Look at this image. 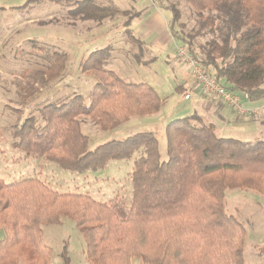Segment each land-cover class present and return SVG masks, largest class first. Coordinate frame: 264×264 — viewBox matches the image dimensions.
Returning a JSON list of instances; mask_svg holds the SVG:
<instances>
[{"label":"trees","instance_id":"16d2710c","mask_svg":"<svg viewBox=\"0 0 264 264\" xmlns=\"http://www.w3.org/2000/svg\"><path fill=\"white\" fill-rule=\"evenodd\" d=\"M33 1L39 0L26 3ZM49 1L73 5L68 15L80 21L100 23L119 13L98 0ZM184 2L195 10L199 30L186 34L178 5L161 6L172 13L171 36L219 85L241 100L263 99L264 0ZM131 22L125 28L133 34ZM203 31L211 38L196 52L194 40ZM111 51L96 50L83 65L99 78L90 105L77 95L43 108L45 124L36 127L33 118L26 120L16 128L12 148L80 175L104 170L111 161L133 159L129 208L88 195L59 194L38 179L10 184L0 179V230L6 232L0 264H48L52 250L42 241L43 227L60 224L64 217L76 223L91 264H132L136 257L146 264H244L245 231L227 214L225 192L244 188L264 194V141L218 137L214 124L192 115L167 125L166 162L160 160L153 133L88 150L81 117L92 118L102 131H114L135 116L157 114L162 108L151 86L128 83L105 70ZM65 61V54H56L55 65L63 67ZM67 254L64 249L63 264H71Z\"/></svg>","mask_w":264,"mask_h":264},{"label":"rangeland","instance_id":"374dc122","mask_svg":"<svg viewBox=\"0 0 264 264\" xmlns=\"http://www.w3.org/2000/svg\"><path fill=\"white\" fill-rule=\"evenodd\" d=\"M26 1L0 0V179L7 184L38 179L59 194L88 195L99 202L129 208L133 194V159L111 161L104 170L80 175L49 163L45 157L27 158L12 148L14 132L26 120L33 118L36 127L45 124L41 116L43 108L77 95L85 96L86 104L90 105L91 93L99 78L98 73L83 70V65L93 52L105 48L112 50L105 70L128 83L148 84L160 97L162 108L157 114L135 116L114 131H102L92 118L81 117L88 150L138 133H153L158 140L160 160L166 162L169 159L167 125L192 115L214 124L218 137L249 144L264 141V98L249 102L242 97V106L248 113L241 116L204 95L202 100L216 107L209 110L199 92L190 85L191 72H180L185 63L177 57V49L183 44L173 37V41L167 42L164 25L169 24L172 13L161 6L177 4L186 34L194 35L199 30V18L184 0H98L119 12L100 23L70 18L68 14L74 9L70 4L49 0L27 4ZM150 20L152 29L159 31L146 40L137 27ZM130 22L133 34L125 28ZM210 38L211 34L206 31L197 35L196 52ZM56 54L66 55L63 67L54 64ZM188 91L195 92L193 98ZM186 94H191V100L185 99ZM225 209L244 228V264H264V194L244 188L228 189ZM5 237V230H0V241ZM42 241L52 249L50 264H63L64 249L71 264H91L85 240L69 218L43 227ZM132 264L146 263L136 257Z\"/></svg>","mask_w":264,"mask_h":264},{"label":"built area","instance_id":"2783aa9c","mask_svg":"<svg viewBox=\"0 0 264 264\" xmlns=\"http://www.w3.org/2000/svg\"><path fill=\"white\" fill-rule=\"evenodd\" d=\"M177 57L189 68L195 82L201 87L205 95L211 96L220 103L227 105L241 116L247 115L248 111L242 106L241 98L215 82L199 61L184 46L177 49ZM185 99L190 100L191 94H187Z\"/></svg>","mask_w":264,"mask_h":264},{"label":"crops","instance_id":"0c3cea01","mask_svg":"<svg viewBox=\"0 0 264 264\" xmlns=\"http://www.w3.org/2000/svg\"><path fill=\"white\" fill-rule=\"evenodd\" d=\"M28 1V0H27ZM26 1V2H27ZM0 10H1V8H0ZM143 15V14H142ZM141 16V15H140ZM149 19H150V17H149ZM148 19V20H149ZM152 20H150V21H146V22H142V23H139V25H138V27H137V31H138V33H140V34H142V38L143 39H146V40H150L151 38H152V36H153V34H157L158 33V31L159 30H154V29H152V27H151V25H152ZM132 24V23H131ZM166 28H167V32H168V38H167V42L169 41V39H171L172 41H173V39H172V36L170 35V32H169V30H168V23H166L165 25H164ZM152 42H154V41H152ZM185 67H182L181 68V70H180V72H182V73H185L186 71H190L189 70V68L186 66V65H184ZM191 72V71H190ZM184 75V74H183ZM185 75H187V74H185ZM193 77V76H192ZM192 80V82H191V86H192V88H193V90L196 92H199V94H200V96H201V100L202 99H204V93H203V91H202V89H201V87L195 82V80H194V78H191ZM188 84H186V86H187ZM183 89H185V88H183ZM189 92V91H188ZM195 92H189V93H191L192 94V98H193V96H194V94H195ZM206 96V95H205ZM185 97V96H184ZM191 100V99H190ZM218 101V100H217ZM219 102V101H218ZM202 103L204 104V106L207 108V109H209V110H213L214 108H216V107H214L212 104H210V103H208V102H206L205 100H202ZM221 104V103H220ZM13 144V143H12ZM16 151V150H15ZM6 238V237H5ZM4 240V239H3ZM2 241V240H1ZM52 250V249H51ZM51 258H52V255H51ZM50 262H51V259H50V261H49V263L48 264H50Z\"/></svg>","mask_w":264,"mask_h":264}]
</instances>
